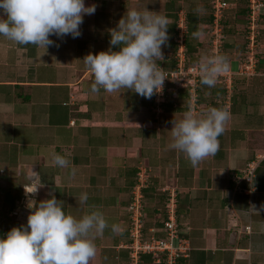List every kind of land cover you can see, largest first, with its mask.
I'll return each instance as SVG.
<instances>
[{
	"label": "crops",
	"instance_id": "1",
	"mask_svg": "<svg viewBox=\"0 0 264 264\" xmlns=\"http://www.w3.org/2000/svg\"><path fill=\"white\" fill-rule=\"evenodd\" d=\"M209 1L85 0L96 10L83 17L81 35L50 36L55 44L46 51L0 36V237L26 226L29 210L21 195L25 187L38 186L37 201L51 193L75 217L103 214L108 227L94 239L96 255L89 264H128V205L141 174L146 228H159L168 201H174L188 244L179 264H264V6L254 73L234 76L229 92L222 84L200 82L194 108L184 81L166 85L160 109L153 96L130 90L93 93L94 78L82 60L89 52L118 50L109 44L108 30L126 9L146 7L169 21L164 59L157 63L170 69L178 20L187 29L196 18L194 48H203ZM240 22L244 29L245 19ZM229 50L235 55L234 46ZM211 107L228 112L229 119L216 154L193 165L169 147L171 121L188 111L202 116ZM51 151L69 166H54ZM252 163L255 186L247 192L243 174ZM81 193L88 196L84 205L78 202Z\"/></svg>",
	"mask_w": 264,
	"mask_h": 264
},
{
	"label": "clouds",
	"instance_id": "2",
	"mask_svg": "<svg viewBox=\"0 0 264 264\" xmlns=\"http://www.w3.org/2000/svg\"><path fill=\"white\" fill-rule=\"evenodd\" d=\"M96 5L85 0H0V36L17 45L42 46L45 51L65 36L78 38L85 15H93ZM169 21L163 15L144 7L128 8L109 29V47L82 60L93 76L91 91L98 93L130 90L144 98L160 93L166 76L157 61L164 59L162 46L168 41ZM201 84L213 87L216 76L227 71L226 58L216 56L200 62ZM229 113L215 107L202 116L191 111L171 121L169 147L187 156L196 165L219 150L218 137L224 131ZM54 166H69V160L51 151ZM38 186L27 193H35ZM254 190V189H253ZM87 193L78 202L84 205ZM26 226L11 227L0 237V264H89L96 255L94 239L108 224L100 211L80 217L65 212L63 202L49 194L39 201L27 200ZM264 211V204L260 206ZM115 232L116 226H112Z\"/></svg>",
	"mask_w": 264,
	"mask_h": 264
},
{
	"label": "built area",
	"instance_id": "3",
	"mask_svg": "<svg viewBox=\"0 0 264 264\" xmlns=\"http://www.w3.org/2000/svg\"><path fill=\"white\" fill-rule=\"evenodd\" d=\"M212 20L209 25L210 34V57L222 56L227 61V71H222L216 76V83L222 84L227 92L231 90L234 76L251 75L254 73L257 63L256 53L258 38L260 35L263 0H246L247 14L244 25V48L242 56L236 59L237 64L233 67L232 60L224 56L223 43V18L225 12L231 6L228 0H211ZM177 35L175 39L176 49L174 53L175 63L170 69L160 70L166 76L162 91L153 95L154 107L160 109L165 99V88L168 82L184 81L188 85L189 101L192 108L197 101L196 88L201 80L200 58L191 63L186 50L185 37L186 25L183 19L177 22ZM255 164L247 165L243 179L248 184L249 192L255 186ZM145 175L138 174L137 182L133 187L131 200L128 205L130 213L127 228L129 241L128 264H142L141 255H149L153 264H179V259L185 257L188 252L187 240L181 236V230L176 220L175 204L171 199L166 205V216L161 221V226L145 227L143 212V194Z\"/></svg>",
	"mask_w": 264,
	"mask_h": 264
},
{
	"label": "rangeland",
	"instance_id": "4",
	"mask_svg": "<svg viewBox=\"0 0 264 264\" xmlns=\"http://www.w3.org/2000/svg\"><path fill=\"white\" fill-rule=\"evenodd\" d=\"M239 2L241 5L244 4L243 0H233V3L235 4L236 2ZM243 6V5H242ZM263 10V9H262ZM233 9H228L226 10V16L229 20V23L232 26H228L225 28V43L222 46L223 52H224V56L231 59L232 61H234L233 59H238L242 56L243 53V42H244V30L241 29V26H237L239 25L241 22L240 20H243L242 18H239L238 20L232 18V13ZM234 23V24H232ZM209 33V32H208ZM208 33H206L205 36V41L203 43V48H200V53L201 55H203L204 58H209L211 53V46H210V41H209V36ZM234 46V53L232 54V52L229 50V47H233ZM237 64V61H235ZM233 65H235V63H233ZM40 195V194H39ZM145 219V218H144Z\"/></svg>",
	"mask_w": 264,
	"mask_h": 264
},
{
	"label": "trees",
	"instance_id": "5",
	"mask_svg": "<svg viewBox=\"0 0 264 264\" xmlns=\"http://www.w3.org/2000/svg\"><path fill=\"white\" fill-rule=\"evenodd\" d=\"M243 1H244V4H242L243 6L239 2H237L236 4H234L233 7L230 8V9H233V12H232L233 14L231 16L234 19V21H235V19L238 20L239 18H242L244 20L246 18V14H247L248 10L246 8V0H243ZM209 4H210V9H211L212 8L211 0L209 1ZM208 19H209V24L208 25H210V22L212 20V14L208 15ZM196 21H197L196 18H192L190 20L191 24H189V22H188L187 29H186L185 44H186L187 54L189 56V59H190L191 63H195L200 58H204L203 55H201L200 51H199V53H197L195 51V48H194V42H195L194 35L198 31L197 28L195 27ZM222 22H223V30H222L223 31V43H222V46H223L224 43H225V36H226L225 35V28L228 27V26H232V25L229 23V20H228L226 15L223 18ZM232 24H234V23H232ZM209 41H210V36H209ZM234 60L236 61V59H234ZM235 61L234 62L232 61V63H235V65H233L234 68L236 66V62ZM168 83H171V82H168ZM166 94L167 93H165V96H166ZM0 230H1V228H0ZM140 257H141V260H142V264H153L151 262V257L149 255L143 254Z\"/></svg>",
	"mask_w": 264,
	"mask_h": 264
},
{
	"label": "water",
	"instance_id": "6",
	"mask_svg": "<svg viewBox=\"0 0 264 264\" xmlns=\"http://www.w3.org/2000/svg\"><path fill=\"white\" fill-rule=\"evenodd\" d=\"M36 186H27L24 188L23 193L21 195V203L23 205L24 208H26L27 210L30 211V209L27 208V200L28 199H36V195H37V191L35 193H27L26 191H30L35 189Z\"/></svg>",
	"mask_w": 264,
	"mask_h": 264
}]
</instances>
